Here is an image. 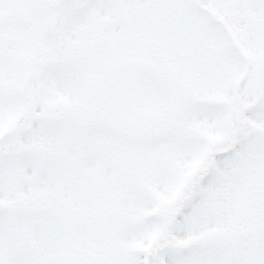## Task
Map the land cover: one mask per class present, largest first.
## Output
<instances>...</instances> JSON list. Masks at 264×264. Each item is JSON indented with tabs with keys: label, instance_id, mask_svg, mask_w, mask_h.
<instances>
[{
	"label": "snow or ice",
	"instance_id": "snow-or-ice-1",
	"mask_svg": "<svg viewBox=\"0 0 264 264\" xmlns=\"http://www.w3.org/2000/svg\"><path fill=\"white\" fill-rule=\"evenodd\" d=\"M0 264H264V0H0Z\"/></svg>",
	"mask_w": 264,
	"mask_h": 264
}]
</instances>
